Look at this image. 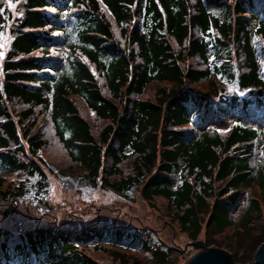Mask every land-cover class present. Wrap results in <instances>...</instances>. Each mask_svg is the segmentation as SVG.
Instances as JSON below:
<instances>
[{"label":"trees","instance_id":"trees-1","mask_svg":"<svg viewBox=\"0 0 264 264\" xmlns=\"http://www.w3.org/2000/svg\"><path fill=\"white\" fill-rule=\"evenodd\" d=\"M0 9V264H180L142 207L174 238L264 242V0ZM53 184L122 201L58 205Z\"/></svg>","mask_w":264,"mask_h":264},{"label":"rangeland","instance_id":"rangeland-1","mask_svg":"<svg viewBox=\"0 0 264 264\" xmlns=\"http://www.w3.org/2000/svg\"><path fill=\"white\" fill-rule=\"evenodd\" d=\"M44 121L45 120L43 119V122ZM226 125L227 123L223 124V126H226ZM261 127L263 128L261 140L264 141V122L261 124ZM50 137H51V142H50L51 144L41 154L47 161L51 163L53 162L57 163V165H61L63 162L58 159H55L53 153L56 155H59V153H63V150L58 145V143L55 141V139L53 138L51 134H50ZM51 150H53V153ZM52 187H53L52 192H50L49 196L45 198L46 199L48 198L50 202L52 203L54 202L58 205H60V203H65V205L70 204V206H72L71 203H74V201H81L83 199L97 206H108L109 204L114 203V201H118V202L122 201V199L113 192H108V191L98 192L96 190H92L88 192L87 190L80 189L78 193H76V191H74L75 189H70L71 191L70 195H61V193L58 190V187H55L54 184L52 185ZM254 192L255 194H258V191L255 188H254ZM41 204L42 202L39 205L36 202L30 201V203L26 202L25 206L29 205L32 211H34L37 214H40L42 209H44ZM142 209L145 210L146 217L148 221L150 222L149 225H151V227H153L157 231V235L160 234L159 236L166 243L170 244V242L173 241L175 245L181 247V250L183 249L182 253H184V258L180 260V264H184L190 256L196 253L197 250L195 248H192L191 246L185 247L187 242L190 241V240H187V236L185 233L183 232L181 233L178 230L177 237L175 238L173 237L172 233L174 231H172L171 229H169V227H167V224H168L167 222L171 220L167 221L164 219V217L158 216L155 212H152L151 210L146 209L145 207H142ZM231 215L236 221L238 217L236 211L231 212ZM262 221L264 223V212L262 214ZM232 230L233 228L232 229L227 228L226 230H223L224 232L220 233L222 234L220 235L222 240L218 241V243L224 245L225 247L223 249L229 251L230 253L235 251L233 255V258L235 259V261L241 262L243 264H252L255 249L248 246L247 243L243 244L240 248L238 247V249L235 247L233 249L234 244L232 243L236 238L233 237ZM203 237L204 236L202 234L200 238L194 241H199V240L203 241Z\"/></svg>","mask_w":264,"mask_h":264},{"label":"water","instance_id":"water-1","mask_svg":"<svg viewBox=\"0 0 264 264\" xmlns=\"http://www.w3.org/2000/svg\"><path fill=\"white\" fill-rule=\"evenodd\" d=\"M187 245L192 246L197 251L184 264H243L235 261L232 254L227 250L206 246L203 241H194ZM252 264H264V242L255 249Z\"/></svg>","mask_w":264,"mask_h":264},{"label":"snow or ice","instance_id":"snow-or-ice-1","mask_svg":"<svg viewBox=\"0 0 264 264\" xmlns=\"http://www.w3.org/2000/svg\"><path fill=\"white\" fill-rule=\"evenodd\" d=\"M9 6H10V7H15V5H14V4H11V3L9 4ZM0 11H3V9H0ZM3 55H4V54H3L2 52H0V56H3Z\"/></svg>","mask_w":264,"mask_h":264}]
</instances>
